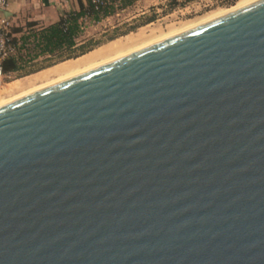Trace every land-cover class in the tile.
I'll return each instance as SVG.
<instances>
[{
    "label": "water",
    "instance_id": "obj_1",
    "mask_svg": "<svg viewBox=\"0 0 264 264\" xmlns=\"http://www.w3.org/2000/svg\"><path fill=\"white\" fill-rule=\"evenodd\" d=\"M0 264H264V0L1 104Z\"/></svg>",
    "mask_w": 264,
    "mask_h": 264
},
{
    "label": "rangeland",
    "instance_id": "obj_2",
    "mask_svg": "<svg viewBox=\"0 0 264 264\" xmlns=\"http://www.w3.org/2000/svg\"><path fill=\"white\" fill-rule=\"evenodd\" d=\"M81 1L86 5V0ZM253 1L139 0L100 22L85 21L77 39L78 47L89 49L84 55L69 60L41 57L24 70L2 78L0 105Z\"/></svg>",
    "mask_w": 264,
    "mask_h": 264
},
{
    "label": "trees",
    "instance_id": "obj_3",
    "mask_svg": "<svg viewBox=\"0 0 264 264\" xmlns=\"http://www.w3.org/2000/svg\"><path fill=\"white\" fill-rule=\"evenodd\" d=\"M139 0H78V9L63 12L58 20L48 26L34 23L11 26L9 34L14 52L0 61L3 76L24 70L41 57L69 60L84 55L89 49L78 47L77 39L83 32V23H94L132 6ZM185 3L196 0H183Z\"/></svg>",
    "mask_w": 264,
    "mask_h": 264
},
{
    "label": "crops",
    "instance_id": "obj_4",
    "mask_svg": "<svg viewBox=\"0 0 264 264\" xmlns=\"http://www.w3.org/2000/svg\"><path fill=\"white\" fill-rule=\"evenodd\" d=\"M6 1L5 14L13 26H24L26 23H34L38 27L48 26L56 22L61 13L78 9L75 0Z\"/></svg>",
    "mask_w": 264,
    "mask_h": 264
},
{
    "label": "built area",
    "instance_id": "obj_5",
    "mask_svg": "<svg viewBox=\"0 0 264 264\" xmlns=\"http://www.w3.org/2000/svg\"><path fill=\"white\" fill-rule=\"evenodd\" d=\"M7 1L0 0V61L8 57L14 52L11 44V37L9 28L12 26L8 17L6 16ZM0 68V80L4 78Z\"/></svg>",
    "mask_w": 264,
    "mask_h": 264
},
{
    "label": "bare ground",
    "instance_id": "obj_6",
    "mask_svg": "<svg viewBox=\"0 0 264 264\" xmlns=\"http://www.w3.org/2000/svg\"><path fill=\"white\" fill-rule=\"evenodd\" d=\"M256 1V0H255ZM251 3V2H250ZM244 6V5H243ZM235 9H237V8H235ZM234 10V9H233ZM232 11V10H231ZM230 12V11H229ZM228 13V12H227ZM70 66V65H69ZM66 68H67V66H66ZM69 68V67H68ZM70 68H71V66H70ZM58 69V68H57ZM64 69V68H63ZM59 70V69H58ZM58 73V72H57ZM51 76V75H50ZM24 95H26V94H24ZM23 96V95H22ZM21 97V96H20ZM5 103V102H4ZM1 104H3V103H1Z\"/></svg>",
    "mask_w": 264,
    "mask_h": 264
}]
</instances>
